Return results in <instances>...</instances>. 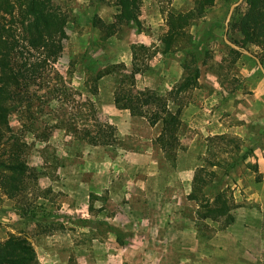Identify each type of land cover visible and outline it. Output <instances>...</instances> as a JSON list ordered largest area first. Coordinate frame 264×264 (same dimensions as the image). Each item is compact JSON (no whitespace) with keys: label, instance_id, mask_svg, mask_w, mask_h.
Returning a JSON list of instances; mask_svg holds the SVG:
<instances>
[{"label":"rangeland","instance_id":"374dc122","mask_svg":"<svg viewBox=\"0 0 264 264\" xmlns=\"http://www.w3.org/2000/svg\"><path fill=\"white\" fill-rule=\"evenodd\" d=\"M53 3L68 16V38L65 41L60 61L54 66V70L49 71L50 74L47 78L49 88L35 87L32 90L33 94L42 97L44 101L42 113L38 114L40 101L36 102L34 110L40 116L41 122L44 121V125L48 124L49 126L45 127L47 139L40 136L44 129L43 125H40L41 123L37 124L40 129L35 134L34 132L37 131L34 129L31 132L26 131L27 126L30 125V121L26 118L22 121L23 117L18 113L10 118V124L14 131L25 133L26 159L29 166L36 170L38 177L35 182L27 180L23 191L12 199L3 197V191L0 190V206L16 208L22 218H27L32 214L39 219L50 216L57 218L68 211L77 212L78 207L82 212L93 213L92 208L89 210L90 205L88 204V193L90 192L88 190L94 180L93 167L99 164L104 157L116 156L118 138L112 149L103 146L95 148L96 146L88 144L82 133L70 132L65 126L69 121L77 124L80 129L83 118L84 120L88 119V128L92 131L96 130L89 106L90 104L95 106L98 94H92L94 86L92 80L99 73L109 71L112 74L106 75L97 83L98 90L100 84H109L111 78L115 79L116 86H118L121 77L124 74H129L136 66L143 70L136 76L137 90H150L163 97L168 101L172 112L181 108L183 114L184 107L192 104L195 111L196 108L199 109V114H206L207 117L201 118H207V121L217 122V120H221L219 117H227L230 125L240 128L241 121L238 118L240 119L242 116L238 114L242 113L248 116L262 114V109H264V74L254 58L244 52H241L242 55L232 53L231 49L234 48L225 42L227 34L230 42L245 45L244 50L259 58L264 65V48L249 45L241 34V26L250 23V16L242 5L234 9L229 21V31L226 33V22L234 4L219 0L202 18L197 19L187 28V37L181 39L180 44L175 46V52L165 56L161 54L163 48L161 40L168 30V14L192 10L195 6L192 0H142L141 27L138 28L134 25L132 28L121 27L119 34L110 37H107L99 27L93 25V19L97 16L108 24L115 22V16L119 9L115 0H53ZM238 9L240 11L237 13ZM0 11L4 13L1 0ZM13 21L9 17L1 18L0 16V22L6 28H14L13 30L18 28L16 38L22 40L20 24L11 23ZM136 32L144 33L147 42V45L143 43L136 45L152 47L150 51L152 55L150 59H147L146 54L140 52L135 63L131 50L133 46L131 45L133 41L131 34H136ZM186 55L187 57H185ZM190 55L205 60V63L203 61L198 63L201 70L198 85L179 94L177 88L184 76L181 62L185 58L190 60ZM179 72L182 73V79L177 82ZM168 86L171 87L170 91ZM258 106L261 109L256 110L255 108ZM88 114L90 116H87ZM211 115H216V117L213 119ZM59 123L62 126L50 129V126ZM24 124L26 128H23ZM214 126H212L213 130ZM160 128L161 126L157 128V131H160ZM36 129H38L37 126ZM186 129L187 126H182V128L180 126L178 137L184 135ZM226 136L236 139L241 146L244 143V138L239 135L229 134ZM216 137H209L205 141H196L198 151L206 153L205 157H200L199 165L204 164L207 155L211 153L217 154L219 158H228V154L221 153V148L225 146L217 143ZM232 146H227V150L232 149ZM180 147L176 158L178 152L185 149L181 142ZM252 147L253 145H250V148ZM65 165L73 168L70 180L64 178L61 173L62 167ZM81 170H84L85 173H81ZM252 170L256 172L255 181L259 182L261 177L258 175L255 165L252 166ZM229 179L233 178L230 176ZM80 181L83 184L80 185ZM230 184L227 192L233 204V217L238 214L241 207L252 208L255 212H260L261 216L263 215L262 225L264 228V213L258 204L246 200L237 202L231 181ZM71 196L85 200L87 204L68 205L67 202H71L69 199ZM137 207L138 209L142 208L141 205ZM191 211L193 212L194 209L192 208ZM223 225L227 224L223 222ZM4 231L5 229L0 226L1 237H5Z\"/></svg>","mask_w":264,"mask_h":264},{"label":"crops","instance_id":"0c3cea01","mask_svg":"<svg viewBox=\"0 0 264 264\" xmlns=\"http://www.w3.org/2000/svg\"><path fill=\"white\" fill-rule=\"evenodd\" d=\"M131 37V45H147L144 33ZM181 79L179 72L177 82ZM116 88L113 78L109 84H100L95 100L99 120L116 128L119 143L115 157H104L93 167V185L88 190L93 213L78 207L77 212L68 211L57 218L39 219L33 214L22 218L16 208L0 206V226L5 229L0 240L11 234L27 239L39 264H264L260 212L241 207L234 221L223 225V217L200 219L198 203L189 199L200 157L206 156L198 151L196 141L234 134L244 138L240 156L250 145L254 151L228 175L214 167L218 177L210 188L225 190L231 181L237 202H255L264 213V109L259 116L238 114L242 116L238 128L230 125L227 117L207 121L198 108L185 106L180 118L181 128L187 129L179 135L185 149L171 161L155 142L161 133V128L157 131L160 123L151 126L145 117L119 109ZM114 144L105 147L112 149ZM253 165L261 177L259 182ZM62 169L63 177L70 180L73 168L65 165ZM72 197L68 205L87 204Z\"/></svg>","mask_w":264,"mask_h":264},{"label":"trees","instance_id":"16d2710c","mask_svg":"<svg viewBox=\"0 0 264 264\" xmlns=\"http://www.w3.org/2000/svg\"><path fill=\"white\" fill-rule=\"evenodd\" d=\"M192 1L195 5L192 10L168 14V30L161 40L162 55L173 54L175 46L180 44L181 39L187 37V28L197 19L202 18L219 0ZM238 1L225 0L231 4H236ZM115 2L119 8L115 22L108 24L95 16L93 25L105 32L107 37L119 34L121 27L132 28L134 25L140 28L142 0H115ZM1 3L4 7V13L0 11L1 18L9 17L14 20L11 23L20 24V36L22 37V40L16 38L18 28L8 29L0 22V190L12 199L23 191L27 180L35 182L38 177L36 170L29 166L26 159L25 133L14 131L10 118L15 113L23 117L22 121L26 118L30 121L26 131L31 132L34 129L37 131L34 132L35 134L40 129L37 124L41 123L44 129L40 136L45 137V127L49 126L48 124L45 126L44 121L41 122L40 116L34 110L36 102L40 101L38 114L42 113L44 101L42 97L33 94L32 90L35 87L49 88L47 84L49 71L54 70V66L60 61L65 41L68 38V16L54 5L53 0H1ZM241 5L250 16V23L241 26L242 36L249 45L264 48V0H243ZM239 11L240 9L237 13ZM235 45L246 48L238 42H235ZM131 50L135 63L140 52L146 54L147 59H150L152 55L150 52L152 47L145 45L135 44ZM231 51L236 55H242L238 50L231 49ZM189 58L191 59L185 58L181 62L184 76L177 88L179 94L198 85L201 77L198 63L200 61L205 63V60L198 59L195 55H190ZM142 72V69L135 66L129 74L121 77L115 92V103L121 110H129L133 115L145 117L151 126L160 123L161 133L155 142L169 160L175 161L176 153L181 148L178 137L181 126V108L172 112L168 101L163 97L150 90H137L136 76ZM110 74L112 73L109 71L99 73L92 80L93 95L98 94L97 83ZM89 107L90 114L92 111L91 115L94 118L92 120L95 122V131L88 128V119L83 118L81 119L82 128L79 129L77 124L69 121L65 128L70 132L82 133L83 138L87 139L91 146L113 145L118 138L116 128L108 123L102 124L96 116L94 104H90ZM60 126L62 124H55L50 126V129ZM23 128H26L25 124ZM40 136L38 137L41 138ZM216 142L225 146L221 148V153L229 156L219 158L217 154L207 155L205 163L197 168L189 199L198 203L197 214L200 219L217 220L224 217L225 224L229 225L234 221L233 204L227 189L210 188V184L218 177L217 171L213 168L223 169L228 175L242 161H245L254 149L250 148L243 156H240L241 144L236 139L223 135L217 136ZM227 146H232V149L228 151ZM0 264H39V262L31 243L25 238L11 234L7 240L0 241Z\"/></svg>","mask_w":264,"mask_h":264},{"label":"water","instance_id":"95a60500","mask_svg":"<svg viewBox=\"0 0 264 264\" xmlns=\"http://www.w3.org/2000/svg\"><path fill=\"white\" fill-rule=\"evenodd\" d=\"M242 2H243V0H239L236 4H234V5L231 7V10H230V12H229V16H228V20H227V22H226V33H228V31H229V21H230L231 16H232V14H233V12H234V9H235L236 7H238V6H240V5L242 4ZM225 42H226L227 44H229L231 47H233L234 49H236V50H238V51H240V52H244V53H246L248 56L254 58V59L256 60L257 64H258L260 70H261L262 73L264 74V65L261 63V61L259 60V58H257L256 56H254V55L251 54L250 52L245 51L243 48H241V47H239V46L233 44L232 42H230V41L228 40L227 34L225 35Z\"/></svg>","mask_w":264,"mask_h":264}]
</instances>
